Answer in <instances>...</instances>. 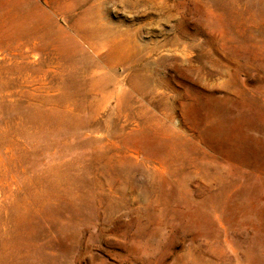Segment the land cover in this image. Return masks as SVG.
Segmentation results:
<instances>
[{
    "label": "rangeland",
    "instance_id": "1",
    "mask_svg": "<svg viewBox=\"0 0 264 264\" xmlns=\"http://www.w3.org/2000/svg\"><path fill=\"white\" fill-rule=\"evenodd\" d=\"M0 264H264V0H0Z\"/></svg>",
    "mask_w": 264,
    "mask_h": 264
}]
</instances>
